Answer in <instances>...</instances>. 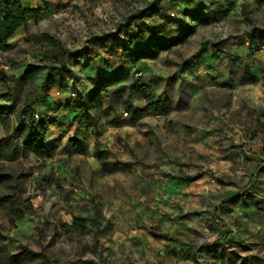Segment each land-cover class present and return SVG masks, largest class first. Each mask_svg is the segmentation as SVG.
I'll use <instances>...</instances> for the list:
<instances>
[{"label": "rangeland", "instance_id": "rangeland-1", "mask_svg": "<svg viewBox=\"0 0 264 264\" xmlns=\"http://www.w3.org/2000/svg\"><path fill=\"white\" fill-rule=\"evenodd\" d=\"M151 1L41 0L0 47V264H264V0H160L121 27ZM140 26L132 50L154 32L182 40L132 61L122 44ZM252 27L260 44L243 34ZM52 43L76 77L53 68L43 88ZM134 79L160 100L137 117ZM83 99L98 123L78 153L66 104ZM25 105L48 124L43 157L22 152Z\"/></svg>", "mask_w": 264, "mask_h": 264}, {"label": "trees", "instance_id": "trees-1", "mask_svg": "<svg viewBox=\"0 0 264 264\" xmlns=\"http://www.w3.org/2000/svg\"><path fill=\"white\" fill-rule=\"evenodd\" d=\"M44 4L46 3L44 2ZM159 4L160 0H152L146 7L128 15L121 24V27L128 28L132 21L149 17L152 14L158 12L160 9ZM41 12L42 10L40 8L24 7L20 0H0V47H8L9 44H7V40L16 31V29L24 25L28 19L37 20L41 15ZM145 29H147L145 26H140L138 30L131 35L129 40L122 44V48L128 53V57H130L132 61H138L142 58H153L160 51L166 50L182 40V34H179L174 38H170L167 34L157 35V32H154L146 40L144 48L139 47L132 50L131 47L133 43L137 45L136 43L143 39V32ZM243 34L248 39L250 45L260 44L262 41V31L256 27H252L251 29L244 31ZM52 44L54 45L53 56L55 59V64L47 65V71L43 81V88H45L47 85L50 70L53 68H56L59 73L69 71L72 81H74L76 77V72L66 66V62L64 60L65 51L59 49L55 43ZM33 75L34 72H25L22 74V77L24 79H31ZM117 81L118 77L116 74L100 78L97 87L89 97V101L95 103L96 106H100V93H108V87L115 85ZM131 83L132 87H138L143 91V98L145 99L146 103L140 108H135L131 104H128L127 109L130 111V114L133 117H137L141 114L153 111L159 105V98L154 96L152 93H145L147 87L141 83L139 79H134ZM88 102L84 99L71 100L66 104L68 111L73 113V120L78 125L77 134L71 137L68 142L70 146L78 153L83 152L85 149V144L89 135L88 129L90 127L97 126L98 123V117L95 115H90L89 113L90 104ZM105 109L106 108H104V110ZM24 110H28V119L24 121V118H20L18 120L20 124L19 129L23 131L22 152H31L37 157H43L47 153L45 141L46 128L48 124L43 120H34L31 107L29 105H25L22 112ZM7 120L8 116L0 110V124L4 125L5 121ZM94 155L102 163V168L106 171H109L110 168L107 162V151L100 149L97 143L95 144ZM21 217V214H19L16 218ZM75 219L76 226L80 227L77 218Z\"/></svg>", "mask_w": 264, "mask_h": 264}, {"label": "crops", "instance_id": "crops-1", "mask_svg": "<svg viewBox=\"0 0 264 264\" xmlns=\"http://www.w3.org/2000/svg\"><path fill=\"white\" fill-rule=\"evenodd\" d=\"M20 2L22 3V5L24 6V7H32V8H40L41 10H42V6H41V4H42V2H41V0H38V2L36 1V0H20ZM29 20V19H28ZM27 20V21H28ZM26 21V22H27ZM26 24V23H25ZM24 24V25H25ZM24 25H22V26H20V27H18L17 29H16V31L8 38V40H7V44H9V43H12V42H14L15 41V39L17 38V36L16 35H18V33H19V31H20V29L24 26Z\"/></svg>", "mask_w": 264, "mask_h": 264}, {"label": "built area", "instance_id": "built-area-1", "mask_svg": "<svg viewBox=\"0 0 264 264\" xmlns=\"http://www.w3.org/2000/svg\"><path fill=\"white\" fill-rule=\"evenodd\" d=\"M5 68L7 67V66H4Z\"/></svg>", "mask_w": 264, "mask_h": 264}]
</instances>
